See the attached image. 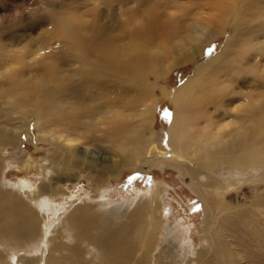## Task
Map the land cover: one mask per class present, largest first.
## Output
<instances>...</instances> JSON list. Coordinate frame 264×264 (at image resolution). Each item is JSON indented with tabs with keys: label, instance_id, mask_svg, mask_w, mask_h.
I'll return each mask as SVG.
<instances>
[{
	"label": "rangeland",
	"instance_id": "374dc122",
	"mask_svg": "<svg viewBox=\"0 0 264 264\" xmlns=\"http://www.w3.org/2000/svg\"><path fill=\"white\" fill-rule=\"evenodd\" d=\"M49 1L51 5H43L36 20L37 7L44 3L43 0H0V85L3 87L0 86V92L8 88L7 78L11 70L19 69V79L29 87H35L31 82L36 80L44 84L43 90L48 91L58 87V84H64L61 95L69 108L72 105L69 100L73 96L78 97L77 90L87 87L80 85L77 78L79 65H71L69 59L73 52L56 30L57 22L69 23L70 20L66 18L60 21L58 18L77 16L90 24L97 17L94 23L100 29L94 31L92 26L89 27L93 29L89 31V36L100 33V37H107L108 42L112 39L111 43L120 52L119 56L124 58L128 54L127 48H122L124 45L146 42V39L134 40L128 36L140 23H146L143 13L145 3L142 4L144 0ZM158 2L160 6L155 13L160 15V23L163 22L166 31L171 33L168 32V46L191 45L190 38L198 29V24L208 19H212L213 26L220 23L225 28L223 33L202 48L193 62L176 67L167 78L155 80L150 76L149 88L156 111L154 124L148 130L158 138L157 143L175 152L168 143L175 111L173 96L184 83L196 77L200 67L210 66L209 74L212 75L224 68L218 66L213 70L210 64L234 41L236 46L233 52L224 56L221 66L242 67L237 75L245 78L246 86L232 91V97L227 98L231 102H226L218 112L209 106L208 115L213 118L212 122H199L190 129L206 128L210 139L215 135L225 139L241 130L240 123L243 127H250L248 119L260 115L261 109L264 110V0ZM225 4L230 7L229 16L223 12ZM233 20L235 24L231 23ZM242 23H246L247 27L241 29L242 35L238 38L235 35L236 26ZM151 45L156 48L159 40H154ZM102 47L103 44L100 49ZM86 54L90 61L94 60L95 65L88 63L82 68L90 71L99 63L96 61L100 52L99 49H91ZM48 68L58 70L60 75L57 77L60 79H70L55 82L54 77L47 76ZM226 79L213 83L225 87L228 92L230 87ZM110 84L115 87L111 88ZM66 86L71 91H66ZM94 87L92 85L91 89L85 90L86 94L83 92L88 107L79 116L68 114L56 121L48 120L47 124L40 125L39 131L34 127L35 118L26 122V128L11 114L9 116L14 121L0 119V141L12 138L13 142H17L0 146V160L2 158L4 162L0 167V197L4 204L18 199L23 207L20 211L13 210L14 214L0 209V264H11V260L18 259H23L25 263L35 259L36 264L46 259L61 264H130L129 261L132 264H264V170L259 178H256L255 172L249 171L243 185L239 181L229 189L224 187L222 191H217L219 184L213 175L202 174L204 179L198 178L200 175L183 178L178 169L166 167L161 171L153 166V161H145L146 164L139 171L121 167L123 177L116 178L114 168H117L116 165L122 166L123 161L108 144L114 132L106 111L110 104L119 106L117 115L121 116L123 112L130 114L132 126H139L142 119L137 114L141 113L145 102L137 109L134 106L125 109L123 96L137 97L130 87L120 90L115 82L108 80L95 83ZM105 92L112 96L111 101ZM3 99L0 100V110L5 115ZM240 110L244 115L242 122L238 115ZM148 130L145 131L146 135ZM253 137L254 133H248V139ZM260 138L258 149L264 150V133ZM186 150L193 151L194 148L187 146ZM70 151L81 154L77 165L68 156ZM27 160H31L33 165L27 166ZM68 163L72 171L67 172L64 166ZM228 172L234 170H220L223 178ZM61 178L66 180L62 181ZM159 185L164 186L156 215L161 228L157 233H152L148 247L150 256L146 258L140 251V244L135 245L138 241L135 216L131 214L118 221L115 218L118 213L125 217L143 194L151 190L156 192ZM194 186L198 193L193 191ZM51 187L58 189L59 193L51 195ZM35 190L36 194L32 195ZM126 229L130 233V255L117 261L113 252L116 239ZM145 234L148 236L151 231L147 229ZM224 249L229 251L227 254L230 257L221 255L226 253ZM226 259L232 263H226Z\"/></svg>",
	"mask_w": 264,
	"mask_h": 264
},
{
	"label": "bare ground",
	"instance_id": "6f19581e",
	"mask_svg": "<svg viewBox=\"0 0 264 264\" xmlns=\"http://www.w3.org/2000/svg\"><path fill=\"white\" fill-rule=\"evenodd\" d=\"M43 1L44 3L42 2V5L37 7L39 11L35 17L36 20L39 19V14L41 13L42 6L47 4L51 5L49 0ZM143 3H145V9L143 10V13L146 15V23H140L138 28H134L128 36L130 38H134V40L146 39V42H136L132 46H129L128 44H126L127 46L124 45L122 48H127L126 50L128 52V54H126V57L124 58L119 56L120 52L116 51V48L111 43L112 39L110 42H108V38L100 37V33L89 36V31H93V29L94 31L100 29L99 26L94 23V21L97 20V17H94L92 23L90 24H87L82 19L81 21L77 16L71 18L69 17L70 15H65V18L63 16V18H58L60 21L66 18L70 20L69 23L57 22L56 30L58 32V35L64 39V42L70 45L69 50L73 53L71 54L69 61L71 62V65H79L77 69L79 72L77 73V78H79L80 80V85L83 87L86 86L87 88H82V91L77 90L78 97L73 98V96L71 99L69 98L70 100L68 99L72 104L68 108L67 103H65L63 100L65 97H62L63 95H61L64 84H58V87L53 88L52 90L49 89L50 91H48V89L43 90L44 84H41L38 80H36L31 83H34L36 86H38V88L36 86L29 87L26 82H23L19 79L21 70L12 69L10 75L7 78L8 88L6 90L3 89L4 91L0 92V94L4 96H0V100L4 98L3 106L6 107L4 109L7 112V114L3 115L0 110V119H3L6 122L14 121V118H11L9 116L11 114L12 117L16 116L17 119L20 120L19 123L24 128H26V122H28L32 118H35L36 123L34 127L37 130H40V125H42V123L43 125H45L44 123L47 124L46 121L48 120L56 121L58 118L62 119V117L67 116L68 114H76L77 116H79V114L85 111L88 107L85 104L86 99L83 92L85 93L87 92L85 90L91 89L92 85L93 88H95V83H98L102 80H108L109 82H115L116 86L119 87L120 90L125 89V87H130L131 91H134L137 94V97H135V99H133L134 97L129 98L127 95L123 96V104L125 109L131 106H134V108L137 109V107L142 102H145V105H143L144 107L142 106L141 113L137 114V116L139 115L142 119V123L139 126H132L133 124L130 121V119H132L130 118L132 117V115L130 114L127 115L125 112H123L120 113L121 116H118V113L116 111H118V108H120L119 106L116 107V105L110 104L109 108L106 111V114H108L111 118L112 123H110L113 127L112 131L114 132V136L111 135L112 137L108 139V144L114 149L117 154L116 156L123 161L122 166H117L116 164H114L117 167L116 169L114 168V177H123L121 167H125L127 169L132 168L139 171L142 170L143 165L146 164L145 161H153L155 163L153 166L159 168L161 171H164L166 167H173L175 169H178L181 173V177L183 178L185 176H191L192 178H194L195 176L200 175L198 178L204 179V176L202 174L213 175L217 184H219L217 185V191H222L224 187L226 189H229L232 185L238 183L239 181L243 185L245 182L243 179L249 171L255 172L256 178H259L260 172L264 170V150L258 149L259 141L261 140L260 137H262V134L264 133V110L261 109L260 115L248 119V121L251 122L250 127H243L240 123L241 130L231 134L230 136L228 135L229 137H226L225 139H223V137H221L220 135L212 136L210 139V137L208 136L209 132L206 128L193 130L190 129L192 127H196L199 122L211 121L213 119L210 115H208V110L210 108L209 106H212L218 112L226 102H231V99L227 98L232 97L231 95L234 94L231 93L232 91H236V88L242 89L246 86V82L244 81L245 78L243 76L237 75L242 67L237 66L229 68L226 66H221L223 65L222 62L224 61V56L233 52V49L236 46V41L230 42L226 46L222 55L214 58V62L210 64L212 69L218 66L219 68H224L220 69V71L218 72L216 71V73L212 75L209 74V71L211 70L210 66L200 67L199 71L196 74V77H193L186 83H184L183 86L176 91L175 96H173L175 111L169 129L170 140L168 143L175 152H172L166 147L158 144V138L155 136V134L150 132L151 130H148L149 127L153 126L154 124V113L156 111V103L153 97V93L150 90L151 88H149L150 76H153L155 80L167 78L176 67L179 68V66H186L188 63L193 62L197 58V55L200 54L202 48L205 45L209 44L212 39L223 33L225 26H222V24L220 23L213 26L212 19L205 20L204 23L198 24V29H196L191 35V45L188 44V47L183 44H172L171 46H168L167 42L168 37H170V32L166 31L164 25L162 24L163 22L160 23V15L155 13V10L160 6L158 0H144L142 4ZM223 7V12L228 16L231 15L230 7L226 6V4ZM231 23L235 24L234 20L231 21ZM166 24L168 25V23ZM91 26L93 29L89 28ZM246 27V23L238 24L236 26L235 35L239 38V36L242 35L241 29H246ZM102 32L103 31H101V33ZM154 40H159V45L156 46V48L152 47L151 45ZM102 44L103 47L102 49H100V45ZM90 48L94 50L99 49L101 56H98V60L96 62L99 63H97V66L93 67V69H91L90 71H84V69L82 68L83 65L86 66L88 63L91 65H95L94 60L90 61V57L88 58V56H85L87 51L91 50ZM247 54H249V52ZM5 57L6 59H8L7 56ZM123 61L126 62L123 64ZM48 69L49 71H46L47 76L51 75L52 77H54L55 82L61 83L65 82V80L68 81L70 79V77H66L65 80L60 79L59 77H57L60 75V72L58 70H50L51 68ZM220 74L222 75L221 77L219 76ZM74 78H76V76H74ZM222 78H227L226 81L228 83V86L230 87H228V92L225 91V87H219V84L215 85L216 83H213L220 82V79ZM105 82L107 83V81ZM260 82L263 83V80H261ZM111 85L112 84H110V86ZM113 86L115 87V85ZM113 86H111V88ZM28 88H30L31 90L29 91ZM65 88L66 91L70 90H67V86ZM73 90L75 91L76 88L73 87ZM106 93L107 92H105V95ZM69 95L72 96V94ZM83 96L84 99L82 98ZM106 97L111 101L112 96H109V94L107 93ZM81 98L83 100H81ZM238 115L242 122L244 118L243 111L240 110L238 112ZM147 130L149 131V133L146 135L145 131ZM248 133H254L255 137L248 139ZM11 139L0 141V146L3 147L4 144L13 145L17 143L13 142ZM187 146L193 147L194 150H186ZM80 155L81 154L79 152L75 153L72 151H70L68 154V156L72 159V162L75 163L74 165H77ZM2 162L3 161L1 158L0 167L2 165ZM31 162V160H27L26 165H33ZM173 164L175 165L173 166ZM71 167L72 166H70L69 163L65 164L64 170L67 172L68 170L72 171ZM224 168L232 169L234 170V172L225 173L226 176H224L223 178L220 174V170ZM60 176L62 177V174ZM217 176H220L221 178H218ZM61 179L62 181L66 180L64 178ZM51 188V195L59 193L58 189L53 187ZM163 189L164 186L159 185L156 192H151V190L143 194V197L139 200V202L135 203L131 212H126L125 217L122 213V215L118 213L115 218L116 221H118L124 220L131 214L135 216V218L137 219L135 228L136 233L138 234V241L135 243V245L138 246L140 244V251L144 253V256L146 258H149L150 256L148 247L150 246L149 241L152 240V233L154 231H156L157 233L161 228L160 223L157 222L156 215L159 210L157 206L158 200ZM193 191L195 193H198L196 186L193 187ZM33 194H36V190L32 193V195ZM0 209H2L1 211H5L8 213L11 212L12 214H14L13 210L20 211V209H23V207L20 203V200L18 199L4 204L0 197ZM21 212H24V210H21ZM116 221H114L113 223L114 227L116 225ZM125 228H127V226ZM127 229L122 236L120 235L121 237L119 236L116 239L117 245L114 247L113 252L116 253L115 257L117 258V261L129 258L130 255L128 253L130 233L127 232ZM147 229L151 231V234L148 236L145 234V231ZM225 251L226 253L224 252L221 255L224 257H228L229 255L227 253L229 251ZM112 256L113 254H111V257ZM222 256L220 257L221 259H223ZM14 259H16V257ZM22 260L23 259H18V261L11 260V264H36L37 262V260L35 259L27 260V263ZM226 260V263L230 261L228 259ZM129 262H131L130 264L133 263L132 261ZM39 264L61 263H57L55 261L50 262L46 259L42 262L39 261Z\"/></svg>",
	"mask_w": 264,
	"mask_h": 264
}]
</instances>
